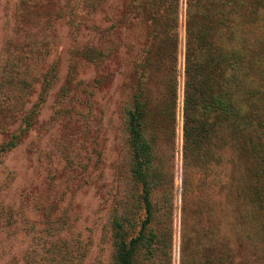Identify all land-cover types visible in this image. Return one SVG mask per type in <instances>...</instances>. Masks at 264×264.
<instances>
[{
	"label": "rangeland",
	"instance_id": "obj_1",
	"mask_svg": "<svg viewBox=\"0 0 264 264\" xmlns=\"http://www.w3.org/2000/svg\"><path fill=\"white\" fill-rule=\"evenodd\" d=\"M177 3L173 157L157 151L172 178L170 264H180L184 247L198 263L210 251L223 264H264L261 21L247 18L243 37L246 89L262 93L247 99L256 118L237 142L218 134L206 165L184 167L186 0ZM148 26L133 0H0V264H113V223L125 217L138 231L144 213L125 109L151 44L153 109L164 100L168 67L155 57L161 37L149 43ZM153 202L161 210V190ZM138 263L150 264L141 255Z\"/></svg>",
	"mask_w": 264,
	"mask_h": 264
},
{
	"label": "trees",
	"instance_id": "obj_2",
	"mask_svg": "<svg viewBox=\"0 0 264 264\" xmlns=\"http://www.w3.org/2000/svg\"><path fill=\"white\" fill-rule=\"evenodd\" d=\"M133 2L149 25V43L161 37L154 53L162 62H167L168 67L164 100L153 109L146 85L156 70L152 66L154 45L148 44L138 65V93L125 109L131 176L139 188L138 202L144 218L135 234L127 218L113 223V264H140V255L150 264H170L172 178L160 170L164 169L163 156L157 151L165 147L173 157L178 3L177 0ZM247 18H260L256 41L262 43V49L255 52L260 57L264 55V0H186L181 147L184 167L197 162L206 165L205 158L211 146H215L218 134L225 132L237 142L256 118L247 99L262 93L257 88L246 89L249 70L245 61L250 50L244 45L243 37ZM182 182V201L185 202L190 184L185 177ZM156 189L162 193L159 211L153 202ZM185 206L184 203L183 210ZM155 221L158 229L154 227ZM204 254L198 263L184 247L180 264H223L221 255L210 251Z\"/></svg>",
	"mask_w": 264,
	"mask_h": 264
}]
</instances>
